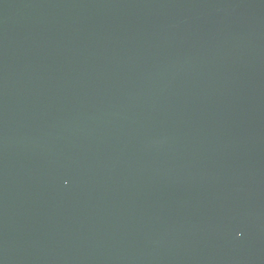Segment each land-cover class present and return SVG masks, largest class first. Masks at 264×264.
I'll list each match as a JSON object with an SVG mask.
<instances>
[{
  "label": "water",
  "instance_id": "95a60500",
  "mask_svg": "<svg viewBox=\"0 0 264 264\" xmlns=\"http://www.w3.org/2000/svg\"><path fill=\"white\" fill-rule=\"evenodd\" d=\"M0 264H264V0H0Z\"/></svg>",
  "mask_w": 264,
  "mask_h": 264
}]
</instances>
